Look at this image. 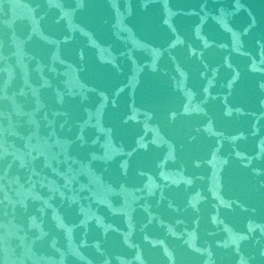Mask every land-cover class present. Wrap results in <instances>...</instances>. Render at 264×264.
I'll return each mask as SVG.
<instances>
[{
  "label": "water",
  "instance_id": "1",
  "mask_svg": "<svg viewBox=\"0 0 264 264\" xmlns=\"http://www.w3.org/2000/svg\"><path fill=\"white\" fill-rule=\"evenodd\" d=\"M0 264H264V0H0Z\"/></svg>",
  "mask_w": 264,
  "mask_h": 264
}]
</instances>
